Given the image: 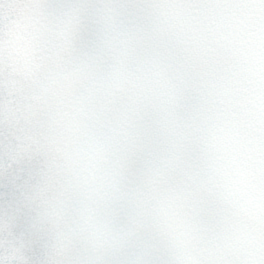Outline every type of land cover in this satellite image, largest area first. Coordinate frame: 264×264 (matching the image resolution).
Listing matches in <instances>:
<instances>
[{
    "label": "snow or ice",
    "instance_id": "6c2138e0",
    "mask_svg": "<svg viewBox=\"0 0 264 264\" xmlns=\"http://www.w3.org/2000/svg\"><path fill=\"white\" fill-rule=\"evenodd\" d=\"M0 264H264V0H0Z\"/></svg>",
    "mask_w": 264,
    "mask_h": 264
}]
</instances>
